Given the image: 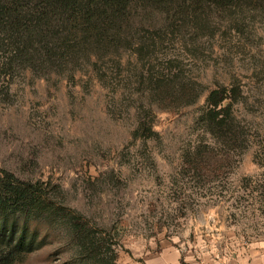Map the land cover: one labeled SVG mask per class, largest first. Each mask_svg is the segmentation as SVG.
<instances>
[{
	"label": "rangeland",
	"instance_id": "rangeland-1",
	"mask_svg": "<svg viewBox=\"0 0 264 264\" xmlns=\"http://www.w3.org/2000/svg\"><path fill=\"white\" fill-rule=\"evenodd\" d=\"M83 40L64 36L36 66L0 52V167L81 214L108 261L57 224L17 264L263 238L264 0L138 6L123 30Z\"/></svg>",
	"mask_w": 264,
	"mask_h": 264
},
{
	"label": "trees",
	"instance_id": "trees-1",
	"mask_svg": "<svg viewBox=\"0 0 264 264\" xmlns=\"http://www.w3.org/2000/svg\"><path fill=\"white\" fill-rule=\"evenodd\" d=\"M181 1L189 0H0L1 62L20 59L22 64H42L44 56H54L64 36L71 38L72 46L82 45L83 38L92 46L123 30L135 7L171 9ZM191 1L227 5L235 0ZM223 96L213 91L208 100L216 107ZM212 121L222 124L225 119L214 115ZM61 201L44 182L21 179L0 167V264L22 262L44 243L48 234L44 231L57 224L68 231L79 254L107 263L102 257L105 238Z\"/></svg>",
	"mask_w": 264,
	"mask_h": 264
},
{
	"label": "crops",
	"instance_id": "crops-1",
	"mask_svg": "<svg viewBox=\"0 0 264 264\" xmlns=\"http://www.w3.org/2000/svg\"><path fill=\"white\" fill-rule=\"evenodd\" d=\"M202 246L193 249L168 242L155 250H143L141 256H128L127 264H264V237L245 241L228 234L219 248Z\"/></svg>",
	"mask_w": 264,
	"mask_h": 264
}]
</instances>
